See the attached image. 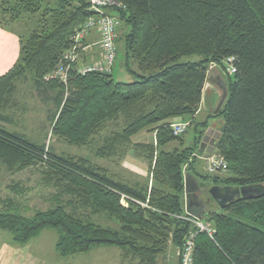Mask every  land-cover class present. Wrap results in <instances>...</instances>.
<instances>
[{
  "label": "trees",
  "instance_id": "16d2710c",
  "mask_svg": "<svg viewBox=\"0 0 264 264\" xmlns=\"http://www.w3.org/2000/svg\"><path fill=\"white\" fill-rule=\"evenodd\" d=\"M117 1L126 6L116 12L127 27L118 56L121 53L133 81H116L113 72L82 75L74 70L68 84L45 80L72 45L77 28L93 14L87 0H58L50 8V28L21 32L19 60L0 76V109L17 82L26 78L38 93L56 91L55 137L75 146L103 138L95 150L100 158H113L129 147L144 151L151 163L152 185L118 181L89 157L58 155L45 144L8 131L2 122L9 118L0 113V165L19 171L37 162L47 164L83 207L120 223L119 229L104 227L57 206L31 217L0 212V231L25 244L53 229L62 258L118 247L130 261L157 264L171 245L179 250L186 236L196 231L191 221L180 217L191 215L185 211V167L210 185L264 186V0ZM44 3L0 0L1 24L14 25L17 13L38 14ZM193 55L200 59L183 60ZM230 58L237 72L227 74L228 96L215 115L225 118L215 150L228 169L204 174L197 168L196 155L205 152L200 145L208 123L195 116L211 64L225 70ZM174 118L187 120L186 132L192 126L205 128L194 145H184L186 132L175 135ZM144 130L156 133V146L134 143L133 137ZM176 143L180 146L169 148ZM123 196L128 206L122 204ZM204 218L216 232L214 238L197 234L192 264H264V194L241 197Z\"/></svg>",
  "mask_w": 264,
  "mask_h": 264
},
{
  "label": "rangeland",
  "instance_id": "374dc122",
  "mask_svg": "<svg viewBox=\"0 0 264 264\" xmlns=\"http://www.w3.org/2000/svg\"><path fill=\"white\" fill-rule=\"evenodd\" d=\"M44 1L43 10L38 14L17 13L20 17L15 27L21 32H26L25 29L27 28L30 31L42 26L50 28L52 26L50 8L56 7L58 0ZM9 7L12 8V6L8 5ZM122 28L123 31L127 30L125 25ZM122 37L118 41L120 51L123 45ZM198 59L200 57L197 55L183 58L184 61ZM216 66L219 67V65ZM72 69L79 74L77 65L73 66ZM220 69L226 74L225 70ZM70 76L71 73L67 84ZM113 76L119 82H131L134 80V77L127 71L121 53L114 65ZM55 80H49L48 82ZM56 81L64 84L60 80ZM221 91L223 96V90ZM56 94V91L38 93L31 80L26 78L21 83V87H16L14 93L6 99L4 107L0 109V113L9 118V121L2 122V125L10 132L24 134L33 142L45 144L48 149L53 150L58 155L82 156L89 157L95 162L100 161V158L95 155V150L102 143L98 139L103 138L96 137L94 139L96 141L88 146H75L52 134L53 117L57 112ZM215 124L222 129L225 125V118L218 116ZM112 129H114V126L108 127L102 132V136L108 135ZM193 133L194 128L191 127L183 136L186 140H192ZM101 162L112 171L115 177H122L121 171L116 168L113 161L102 160ZM53 169L42 162H37L19 171H10L0 165V212L13 210L31 217L37 211L63 206L68 212L84 219H89L104 227L119 229L120 223L116 218L111 217L107 213H93L90 208L83 207L76 197L69 194L67 189L60 185L57 174ZM211 209L213 210L214 207ZM57 239L58 233L55 230L45 229L38 237L31 239L28 243L19 244L15 243L10 232L0 231V264H138L137 261H130L124 258V254L116 256L117 252H121L118 247L96 248L89 253L62 258L56 252ZM169 256V260H171L173 252L172 254L169 253ZM166 257V255L160 256L157 264H170ZM176 259L178 261L177 255L173 264H176Z\"/></svg>",
  "mask_w": 264,
  "mask_h": 264
},
{
  "label": "crops",
  "instance_id": "0c3cea01",
  "mask_svg": "<svg viewBox=\"0 0 264 264\" xmlns=\"http://www.w3.org/2000/svg\"><path fill=\"white\" fill-rule=\"evenodd\" d=\"M15 25H17V23H14V25L9 28L5 27L4 25L1 24V17H0V76L9 72L13 68V66L17 63L20 57L21 30H18L15 27ZM122 27L123 25L121 26L119 30V40L121 39V36L124 33ZM99 41H100V35L96 31H92L85 38L84 50L82 52V56L79 61V66L91 64L102 58L103 50L101 48ZM212 74L214 76H220L226 83L227 74H225V72H222L220 67L216 66L209 72L206 82L204 84L202 101H201L199 110L195 118L198 122H204L207 120V123H208L207 128L212 127L215 130H218L221 132L222 129L218 128L215 124V121L217 120V117H218L215 115L218 114V111L221 109V108L218 109V107L222 99V91H221L222 88H220L218 84H216L210 79V75ZM22 82L23 80L18 81L17 86L21 87ZM212 115H214V117H212ZM186 121L187 120L183 118H174L171 120L173 124L182 123ZM193 128H194V133H193L192 140H186L183 136L184 141H185L184 142L185 146L192 145L195 137L198 136L199 131L202 129H205V128L196 129L195 127ZM133 141L136 144L156 146L157 144L156 133L148 131V130L141 131L140 133H138L137 135L133 137ZM177 146H180V144L178 143L172 144L169 146V148L172 149ZM207 154L208 153L204 152L203 154L196 155L197 159L199 160L197 164V168L200 172L204 174H209L206 170V161H205V157L207 156ZM102 160L103 161H106V160L113 161V163L116 165V168H118L121 171L122 177H115L112 171L109 170L107 166H105V164L101 162ZM93 163L98 166L107 168L109 173L114 177V179L118 181L130 183V184L140 183L142 185H147V184H149L150 186L152 185V179H151L152 168H151V163L147 159V154L144 151H136L134 147L126 148L125 150H123V153L113 158H100V161L99 160L96 162L93 161ZM210 175H213V174H210ZM188 176L191 178H188ZM184 179H185V211L187 213H189L188 206H189L190 200L191 202H194L195 207H197L198 205H201L205 209V212H204L205 215L209 211H212L211 209L212 207H214L213 210L222 209L224 206L222 207L220 203L214 199L212 193L210 192L211 188L214 186H218L221 189H224L228 186L237 187V188L241 187V186H232V185H213V184L210 185V183L206 184L205 181H202L195 174L189 172L187 167L184 168ZM190 179L192 181H190ZM187 180L190 182H194V183H191L192 191H187V186H188ZM195 185L198 186L199 188L195 189ZM257 186L264 188V186H261V185H257ZM226 199L228 200V197H226ZM229 203L230 202L225 203V206ZM171 249L173 250L171 252L168 251L166 260H169V257H170L169 253L172 254L173 252V256L171 260H169V263L173 264L174 259L176 258L178 249H176L174 246H170V250ZM118 254L123 255V251L121 250V252H117L116 256H118ZM175 263L176 264L178 263L177 259Z\"/></svg>",
  "mask_w": 264,
  "mask_h": 264
},
{
  "label": "built area",
  "instance_id": "2783aa9c",
  "mask_svg": "<svg viewBox=\"0 0 264 264\" xmlns=\"http://www.w3.org/2000/svg\"><path fill=\"white\" fill-rule=\"evenodd\" d=\"M89 10L93 14L80 26L72 37V45L66 49L52 72L45 76V80H60L67 84L68 77L73 70V66L77 65L79 74H87L90 72H106L112 73L118 56V38L119 30L122 26V20L117 14L118 9H125L126 6L117 0H87ZM96 31L100 35V45L103 50V56L100 60L88 65L79 66V61L84 50L85 38L92 32ZM226 74L234 75L237 69L234 65V58L228 59L226 62ZM216 67L211 64L209 72ZM188 122L175 123L172 125L175 135L184 134L187 130ZM206 170L209 174L223 173L228 169L227 161L216 150L207 154L205 157ZM122 204L128 206L125 196L122 197ZM181 218L191 221L196 231L190 232L185 239L183 246L178 250V259L180 264H192L193 252L195 249V240L198 233L204 232L209 237L214 238L216 229L211 222L204 217H195L191 215L180 216Z\"/></svg>",
  "mask_w": 264,
  "mask_h": 264
},
{
  "label": "water",
  "instance_id": "95a60500",
  "mask_svg": "<svg viewBox=\"0 0 264 264\" xmlns=\"http://www.w3.org/2000/svg\"><path fill=\"white\" fill-rule=\"evenodd\" d=\"M210 79L216 84H218L220 88H222L223 90V96H222V99L218 107V109H220L228 96L227 85L220 76H214L212 74L210 75ZM220 137H221L220 131L215 130L212 127L207 128L202 138L200 148L208 154L213 153L217 147ZM188 178H191V177L188 176ZM190 181L192 180L190 179ZM190 181L187 180V185H188L187 191H192L191 183H194V182H190ZM196 188H199V187L195 185V189ZM210 192L212 193L214 199L217 202H219L220 205L223 207L225 206V203L235 201L239 199L240 197L247 198V197H257V196L263 195L264 188H261L257 185H247V186H241L238 188L228 186L224 189H221L218 186H214L211 188ZM226 197H228V200L226 199ZM188 211L191 215L195 217L201 218L205 216L204 214L205 209L201 205H198L197 207H195L194 202H191V200L189 201Z\"/></svg>",
  "mask_w": 264,
  "mask_h": 264
}]
</instances>
